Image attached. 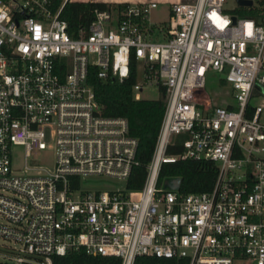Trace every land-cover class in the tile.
<instances>
[{
	"label": "built area",
	"instance_id": "1",
	"mask_svg": "<svg viewBox=\"0 0 264 264\" xmlns=\"http://www.w3.org/2000/svg\"><path fill=\"white\" fill-rule=\"evenodd\" d=\"M54 1L0 0V264L79 253L121 264L139 255L264 264V9L256 18L234 14L227 0H174L170 24L153 28L159 1H128L96 9L89 33L73 37L61 18L72 0ZM132 56L145 75L136 99L145 84L166 88L138 190L126 181L139 140L126 117L102 113L88 79L94 66L99 78L124 79ZM210 70L232 84L225 106L206 92ZM180 142L182 151L168 152ZM51 143L54 164H40ZM14 146L24 147L23 165ZM189 159L217 166L212 189L163 186V163ZM90 176L109 186L85 188Z\"/></svg>",
	"mask_w": 264,
	"mask_h": 264
},
{
	"label": "trees",
	"instance_id": "2",
	"mask_svg": "<svg viewBox=\"0 0 264 264\" xmlns=\"http://www.w3.org/2000/svg\"><path fill=\"white\" fill-rule=\"evenodd\" d=\"M60 0H55L56 8ZM128 2H119L113 5L121 10ZM111 6L105 1H79L72 0L65 4L61 12V18L68 23V31L73 37H80L89 33V27L95 19V10H104ZM264 9V0H255L250 6L236 5L233 13L239 16L260 17ZM156 25H153V28ZM98 68L92 67L88 76L89 83L93 86L96 99L100 103L102 113L106 116H123L129 121L130 134L139 140L138 160L139 164L133 168L126 181L130 190H138L143 187L147 164L150 161L162 119L166 107V88L160 87L159 98L134 97L133 86L137 81V61L135 57L130 60V73L124 79L109 75L107 78H99ZM180 143L172 145L169 153L182 151ZM217 166L208 160H177L165 162L160 172V181L167 177H181V193L203 192L212 189L217 177ZM76 180V185H77ZM55 264H121L117 256L100 257L88 256L84 253L70 256H56ZM134 264H188L185 258H165L154 255H139Z\"/></svg>",
	"mask_w": 264,
	"mask_h": 264
},
{
	"label": "rangeland",
	"instance_id": "3",
	"mask_svg": "<svg viewBox=\"0 0 264 264\" xmlns=\"http://www.w3.org/2000/svg\"><path fill=\"white\" fill-rule=\"evenodd\" d=\"M95 1H105L114 5L115 3L125 2V1H138V0H95ZM158 7L151 10L149 14V23L157 26L165 25L168 26L172 21L171 14V2L174 0H158ZM237 5V0H227L225 3V7L228 9H232ZM153 39H163L157 33L154 35ZM144 71H143V63L140 61L138 63V72H137V81L144 82ZM206 92L213 97L220 105H227L228 102L232 101L233 87L232 84L226 79L221 77V74L217 71L210 70L207 74V82H206ZM141 95L144 98H159L161 95L160 87L157 83H149L145 84L143 90L140 91ZM51 145L42 150L38 155V161L40 164L52 166L54 164L55 159V150ZM14 164L15 165H23L25 163L24 157V147L23 146H14ZM104 178L99 176H90L87 179L83 180V186L85 188H107L109 185L106 184ZM4 241L0 239V242Z\"/></svg>",
	"mask_w": 264,
	"mask_h": 264
},
{
	"label": "water",
	"instance_id": "4",
	"mask_svg": "<svg viewBox=\"0 0 264 264\" xmlns=\"http://www.w3.org/2000/svg\"><path fill=\"white\" fill-rule=\"evenodd\" d=\"M237 3L243 6H250L254 4V0H237ZM221 77L225 79L226 74L224 73L221 74ZM181 182H182L181 177H167L164 179L163 186L165 188L178 190L180 189Z\"/></svg>",
	"mask_w": 264,
	"mask_h": 264
}]
</instances>
